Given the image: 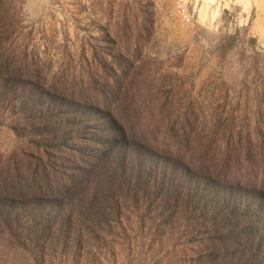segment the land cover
<instances>
[{"label": "rangeland", "instance_id": "1", "mask_svg": "<svg viewBox=\"0 0 264 264\" xmlns=\"http://www.w3.org/2000/svg\"><path fill=\"white\" fill-rule=\"evenodd\" d=\"M209 3L0 0V183L26 195L0 264H264V197L218 169L264 139V0Z\"/></svg>", "mask_w": 264, "mask_h": 264}, {"label": "trees", "instance_id": "2", "mask_svg": "<svg viewBox=\"0 0 264 264\" xmlns=\"http://www.w3.org/2000/svg\"><path fill=\"white\" fill-rule=\"evenodd\" d=\"M3 11H0L2 13ZM109 118L110 123L112 125L111 133L117 134V137H122L124 142L126 143L124 147L121 149V153L117 154L116 157V163L117 167L115 168H126L129 166L130 168L132 165H127V155L126 152L130 147L128 144L131 142V132L129 131V128H127L124 121H120V119L113 115L112 112H110ZM118 118V119H117ZM156 124H159L156 122ZM114 132V133H113ZM158 132V131H157ZM113 137V136H112ZM115 138V135L114 137ZM233 139V138H232ZM234 140V139H233ZM237 142L232 143V149L234 150L233 153H230L228 151L227 156L225 157V160L229 163L224 165V161H219L218 169H222L221 173H227V175H235L238 178H240L239 185L243 181H245L247 178L248 183H253L252 188H250L253 192L257 193L258 196L262 195L264 197V139L262 137H239L235 139ZM235 146V147H234ZM233 154V155H230ZM232 158L234 159V164L232 163ZM239 173L237 175L236 173ZM229 173V174H228ZM47 176V174H46ZM118 180L122 179L121 175L116 176ZM135 180V177L132 176ZM140 178V177H138ZM107 179L114 180L113 177H108V175L105 173L103 174L102 170L96 176L94 177V180H97L99 182H104ZM251 180V181H250ZM18 182L10 181L9 183L3 182L0 183V214L2 213V216L8 217L11 216L13 213L18 212V208L23 210L25 206V200L24 199H18V195L22 197L25 196V193L20 190L21 187H17ZM262 185V186H260ZM53 188L52 191H48L47 193H34L33 195H30L33 199H39L42 196L47 197V199H52L55 197ZM27 195H29L27 193ZM36 208H39L41 212L44 211L46 207H43L42 205H38ZM39 211V212H40Z\"/></svg>", "mask_w": 264, "mask_h": 264}, {"label": "built area", "instance_id": "3", "mask_svg": "<svg viewBox=\"0 0 264 264\" xmlns=\"http://www.w3.org/2000/svg\"><path fill=\"white\" fill-rule=\"evenodd\" d=\"M174 8L183 24H199L201 20L209 18L213 12L214 3L209 0H172Z\"/></svg>", "mask_w": 264, "mask_h": 264}]
</instances>
